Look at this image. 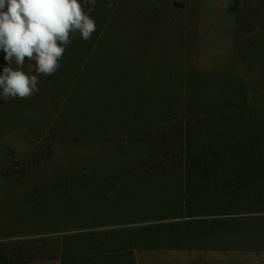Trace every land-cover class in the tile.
Here are the masks:
<instances>
[{
	"label": "rangeland",
	"instance_id": "rangeland-1",
	"mask_svg": "<svg viewBox=\"0 0 264 264\" xmlns=\"http://www.w3.org/2000/svg\"><path fill=\"white\" fill-rule=\"evenodd\" d=\"M91 15L92 39L38 92L0 98V264H264L263 185L196 192L194 172L185 187L177 137L236 148L221 187L264 141V0H97Z\"/></svg>",
	"mask_w": 264,
	"mask_h": 264
},
{
	"label": "clouds",
	"instance_id": "clouds-1",
	"mask_svg": "<svg viewBox=\"0 0 264 264\" xmlns=\"http://www.w3.org/2000/svg\"><path fill=\"white\" fill-rule=\"evenodd\" d=\"M96 5L97 0H0V50L7 61L0 73V98L25 99L38 92L40 75L58 71L73 39H92L98 28L91 15ZM25 57L34 62V75L23 71Z\"/></svg>",
	"mask_w": 264,
	"mask_h": 264
},
{
	"label": "trees",
	"instance_id": "trees-1",
	"mask_svg": "<svg viewBox=\"0 0 264 264\" xmlns=\"http://www.w3.org/2000/svg\"><path fill=\"white\" fill-rule=\"evenodd\" d=\"M248 114V112L245 113L243 119H246ZM222 134L223 133L220 132L218 138H220ZM202 136V132L191 133L188 127H186L185 138L182 130L177 136L181 141L182 139L184 140V142H180V148L183 149L182 151H185L186 155L185 187L189 186L192 175L195 172V175L198 177V179L195 180L199 181V184L196 185V192L202 190L205 184H212L215 185L214 193L220 192L224 196L230 195L229 197H233L236 196L239 191H244L246 192L245 196L247 197V194L250 193L251 186L258 183L263 185L262 190L264 191V141H261L259 138L254 140L255 148L252 158L250 155V163H246L242 167L237 166L235 170L233 169L234 173H231L230 171L232 170H230L229 176L228 168H225L224 166L223 171L225 172V175H223V177L226 181L222 178L225 184L221 187L222 182L220 177L216 175V171H218L219 168H222L220 167V161L223 156L222 153L226 147L223 144L219 145L218 143L206 146L204 140H202ZM222 147L224 148L221 149ZM228 149L233 150L236 148L228 146L224 152L226 153ZM238 151V154H243L246 150L240 148ZM187 200L188 198H186V201Z\"/></svg>",
	"mask_w": 264,
	"mask_h": 264
}]
</instances>
